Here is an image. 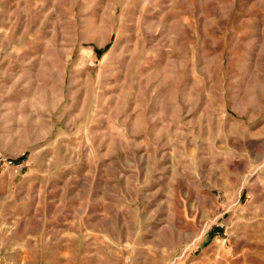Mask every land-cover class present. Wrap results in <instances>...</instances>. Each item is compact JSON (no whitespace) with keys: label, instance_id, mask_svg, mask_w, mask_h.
I'll list each match as a JSON object with an SVG mask.
<instances>
[{"label":"rangeland","instance_id":"374dc122","mask_svg":"<svg viewBox=\"0 0 264 264\" xmlns=\"http://www.w3.org/2000/svg\"><path fill=\"white\" fill-rule=\"evenodd\" d=\"M242 124L264 127V0H0V264H264V167L234 207L180 150ZM149 142L168 197L138 208L140 171L105 207L116 146Z\"/></svg>","mask_w":264,"mask_h":264},{"label":"crops","instance_id":"0c3cea01","mask_svg":"<svg viewBox=\"0 0 264 264\" xmlns=\"http://www.w3.org/2000/svg\"><path fill=\"white\" fill-rule=\"evenodd\" d=\"M240 129V133L228 131L216 135L210 132L201 133L200 137L199 133H196V136L192 134L191 144H186L184 148L183 146L180 147V150L184 151V156L190 161L189 171L199 177L200 187L210 192L216 191L222 194L226 199L232 201L234 207L239 204L243 196H253V192L259 188L258 185H260L261 179L259 175L255 176V174L264 167V127H248L247 124H242ZM219 139L220 141H218ZM116 147V152L111 156L114 160L105 169V175L101 174L97 180L96 188L98 190L100 186L98 198L101 203L106 205L109 203L108 198L112 199L109 204L110 209L113 210L116 207L115 202L117 200H114L115 198L133 199V197L126 194L128 192V182L125 179L129 175L136 176L135 173L140 174V171L142 177L146 179L147 186L144 187L141 195L143 201L137 203V207H148L149 204L145 201L152 197L166 199L168 197L166 195L168 190L166 180L168 165L165 161L164 155L166 152L162 144L144 143L143 147L146 148V153L142 161L138 157L134 159L133 154L126 153L131 150L129 143L118 144ZM156 150L158 151L157 155L152 153ZM146 161L148 162L147 166H138L139 163L143 162L145 164ZM156 163L158 164L156 165ZM177 164L173 166V169L169 168L172 169L176 179L178 178L177 175L184 172L182 170L184 167H179ZM126 170L130 171V174H126L124 172ZM152 178H155V181L158 182L153 183L151 187ZM176 179L175 181H177ZM108 180L111 181L110 193L108 191ZM181 197L182 195L177 194L174 196V198ZM119 228L123 227L120 225Z\"/></svg>","mask_w":264,"mask_h":264},{"label":"built area","instance_id":"2783aa9c","mask_svg":"<svg viewBox=\"0 0 264 264\" xmlns=\"http://www.w3.org/2000/svg\"><path fill=\"white\" fill-rule=\"evenodd\" d=\"M216 198H217L218 200H220V204L223 205V203H224L223 198H222L221 196H219V195H217Z\"/></svg>","mask_w":264,"mask_h":264},{"label":"trees","instance_id":"16d2710c","mask_svg":"<svg viewBox=\"0 0 264 264\" xmlns=\"http://www.w3.org/2000/svg\"><path fill=\"white\" fill-rule=\"evenodd\" d=\"M108 48V45L104 48V50H98V51H96L97 52V54H102L106 49Z\"/></svg>","mask_w":264,"mask_h":264}]
</instances>
